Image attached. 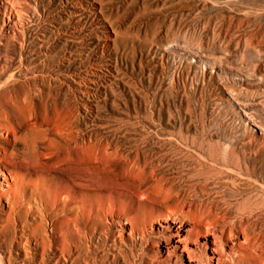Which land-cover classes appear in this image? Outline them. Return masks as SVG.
I'll return each instance as SVG.
<instances>
[{"label": "rangeland", "instance_id": "374dc122", "mask_svg": "<svg viewBox=\"0 0 264 264\" xmlns=\"http://www.w3.org/2000/svg\"><path fill=\"white\" fill-rule=\"evenodd\" d=\"M17 3L23 11L12 18L6 9H0V83L9 79L18 86L17 95L2 93L0 102L7 104L16 96L29 98L30 85H53L58 108L56 127L116 137L122 150L132 146L136 134L184 135L204 153L232 157L236 164L232 169L237 174L230 181H264V0ZM26 61L31 64L26 66ZM156 139L147 143L145 155L154 163L161 159L163 171L176 173L171 180L195 181L186 177L184 170L189 167V153L196 159L198 155L186 154L175 141ZM50 147L49 151L46 147L39 149L43 154L38 153L36 174L26 177L46 181L48 187V191L40 189L42 194L33 192L41 211L26 216L28 224L35 226L32 250L26 255L21 247L23 228L19 222L15 229H0L2 264H128L124 263V254L130 256L127 247L118 249L114 230L102 231L100 226L92 237L99 239V245L91 257L82 258L83 246L71 259L61 256L60 237L54 226L61 215H56L53 199L56 181L68 169L67 162L60 164L56 149ZM5 165L15 173L24 171H17L10 163ZM214 168H205L199 180L229 181ZM0 204L5 207V203ZM7 219L3 215L1 226ZM263 225L259 226L264 236ZM41 228L52 239L46 237L43 246ZM70 240L79 242L74 235ZM177 254L183 258L179 264H186L184 254Z\"/></svg>", "mask_w": 264, "mask_h": 264}, {"label": "bare ground", "instance_id": "6f19581e", "mask_svg": "<svg viewBox=\"0 0 264 264\" xmlns=\"http://www.w3.org/2000/svg\"><path fill=\"white\" fill-rule=\"evenodd\" d=\"M0 9H6L11 18L23 11L17 0H0ZM30 64L26 61V66ZM52 86L29 87L28 84L29 98H9L11 105L0 102V203H5V207L0 204V219L3 215L8 218L6 225L0 223V229L8 226L15 229L20 223L23 228L20 243L26 255L32 250L35 229L28 224L26 216L41 211L35 193L40 194L42 189L48 191L46 181H30L26 177L34 174L40 164L39 149L49 151L53 146L56 158L67 162L68 169L61 180L56 181V199L49 196L53 203L56 200V215H61L60 219H55L54 226L60 237L58 249L64 259L74 256L82 246V258L91 257L99 245V239L92 237L100 226V230H114L118 249L127 247L130 256L123 254L124 263L128 264H179L183 258L178 252L184 254L186 264H264V236L259 226L264 223V181H230L237 174L232 169L235 164L232 157L218 158L211 152L204 153L184 135L136 134L132 146L122 150L116 144V137L56 127L58 108ZM16 87L8 79L0 83V94L17 95ZM27 135L32 138L27 140ZM154 138L175 141L186 154L198 155L196 159L189 153V167L184 170L185 176L195 181L171 180L176 173L169 172L167 167L163 171L161 159L154 163L145 155L147 143ZM5 163L24 171L12 172ZM211 167L218 168L229 181H200L203 170ZM206 186L210 189H205ZM60 201L62 203L58 204ZM39 235L42 246L46 244V237L51 239L46 229L41 228ZM73 235L79 240L78 244L71 242ZM117 253L115 251V255Z\"/></svg>", "mask_w": 264, "mask_h": 264}]
</instances>
